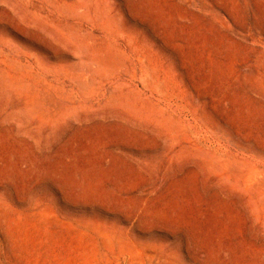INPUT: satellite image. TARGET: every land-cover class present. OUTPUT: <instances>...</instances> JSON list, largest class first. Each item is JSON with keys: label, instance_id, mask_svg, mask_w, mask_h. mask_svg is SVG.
Listing matches in <instances>:
<instances>
[{"label": "rangeland", "instance_id": "1", "mask_svg": "<svg viewBox=\"0 0 264 264\" xmlns=\"http://www.w3.org/2000/svg\"><path fill=\"white\" fill-rule=\"evenodd\" d=\"M0 264H264V0H0Z\"/></svg>", "mask_w": 264, "mask_h": 264}]
</instances>
